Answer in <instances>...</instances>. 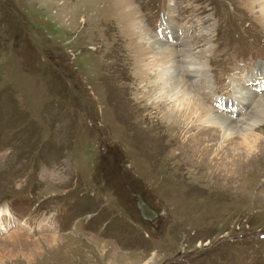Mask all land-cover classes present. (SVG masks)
Listing matches in <instances>:
<instances>
[{
	"label": "rangeland",
	"instance_id": "obj_1",
	"mask_svg": "<svg viewBox=\"0 0 264 264\" xmlns=\"http://www.w3.org/2000/svg\"><path fill=\"white\" fill-rule=\"evenodd\" d=\"M169 8L170 45L210 62L198 98L222 104L215 95L233 97L235 79L264 64V29L240 0H0V264H264V150L220 176L249 156L240 145L188 141L210 167L195 165L179 151L183 122L154 123L151 73L133 57L148 40L124 38L134 12L159 37Z\"/></svg>",
	"mask_w": 264,
	"mask_h": 264
},
{
	"label": "bare ground",
	"instance_id": "obj_2",
	"mask_svg": "<svg viewBox=\"0 0 264 264\" xmlns=\"http://www.w3.org/2000/svg\"><path fill=\"white\" fill-rule=\"evenodd\" d=\"M171 1L173 2V0ZM240 2L246 7V9L249 10L252 17L264 29V0H240ZM132 11L134 12V10ZM174 13L175 11L171 8L164 13L163 21H166L167 27L166 25H163V34L159 35V37H165V41L161 40L158 36L152 33L149 35H147L146 32L143 33V29L139 27V24L141 23L139 20L140 16H138L136 12L133 13V16L137 17V19L134 20L136 22L133 21L130 25H128L129 27H127V30L130 33H128L126 38H124V41H134L133 37L136 38L139 34L140 36L142 35V37L139 38L148 40L146 44H143L145 47L141 50H138L137 45L134 46L136 48H134L135 52H133V57L139 60L141 62L140 64H145L146 70L151 73V75H149L150 79L147 81V83L149 82L151 86L148 84L150 87L147 91L148 93H152L153 96L156 97V100L157 98L159 99L153 102L154 105L158 106L156 112L159 113L160 110L162 112H166H163L164 115L162 117L156 115V112H154V123L158 124L159 121L163 120L160 125L158 124L156 126H159L161 130L168 129L172 132L177 126L181 127L183 122V125H185L184 127H186L185 129L188 133L190 132V134L185 138L184 141L186 142H184L179 151L180 153H183L182 155L185 158H189V160L195 165L199 164L210 167L208 159V162L204 161L205 163L197 160V157L194 154L193 149H191L192 147L188 144V141H218L217 143L221 142V144L223 142L230 145H240L249 156H245L243 158L240 156L236 159V161L239 162H237V164L233 163L231 171L226 168H221L222 171L218 172L220 173V176L226 175L225 177L228 176L231 178L238 175L237 177H239L252 162V155L253 159H256L258 157L257 155L264 150V137H262V135H258L255 131L259 127H264V89L262 91L256 89L257 91H260L257 92L253 87H251L254 86L255 81L258 80L257 70L260 68V70H264V64L259 65L257 67L258 69H253L254 71L251 74L246 73V77L244 79H235L233 97H217V95L212 93L213 96L215 95L216 99H223L222 104L217 105L215 103L214 106L209 102H205L204 98L200 99L195 95V86L197 85L196 79L200 80L202 76L208 77L210 75V62L197 57L195 54H191L182 59L178 50L180 47L177 49L176 47L170 45L171 37L169 38V36L172 35L175 40V37H177L175 34L179 32V27L174 22V20L176 21ZM128 20L129 11L127 10L123 15V23L125 24ZM147 43L150 45V48H152V51L147 49ZM184 45L188 46L189 44L183 43L181 47ZM180 68H184L189 73H192V83L189 86L186 85L185 81L181 78ZM260 74L261 72H259V75ZM207 84L209 85V82H206V85ZM228 103L232 104L230 108L226 107ZM223 105L226 108L223 107ZM236 105L237 107H248L250 108V112H248L247 109L244 110V112L237 111L240 110V108H236ZM168 106L172 107L173 110H167ZM169 114L170 116L172 114L174 119L179 117V122L177 123V120H173V122L168 121L166 123L168 120L166 115L169 116ZM245 115L247 116L243 119V116ZM237 118H239V120H243L242 128L247 131L251 130L250 133L243 135L241 138L240 136L235 135L238 133V128L235 123ZM212 124H215V126L212 127ZM199 125H204V127H200ZM180 127L178 128L180 129ZM193 127H196L197 130L194 129V131ZM250 153H252L251 156ZM1 214L2 212L0 211V220L2 222L4 217L1 218Z\"/></svg>",
	"mask_w": 264,
	"mask_h": 264
},
{
	"label": "water",
	"instance_id": "obj_3",
	"mask_svg": "<svg viewBox=\"0 0 264 264\" xmlns=\"http://www.w3.org/2000/svg\"><path fill=\"white\" fill-rule=\"evenodd\" d=\"M136 197H137V204L140 208L142 216L146 219L155 220L159 216V213L155 212L151 208L150 204L145 201L142 194L137 193Z\"/></svg>",
	"mask_w": 264,
	"mask_h": 264
},
{
	"label": "flooded vegetation",
	"instance_id": "obj_4",
	"mask_svg": "<svg viewBox=\"0 0 264 264\" xmlns=\"http://www.w3.org/2000/svg\"><path fill=\"white\" fill-rule=\"evenodd\" d=\"M145 199H146V197H145ZM147 200V199H146ZM148 201V200H147ZM151 204V203H150ZM152 205V204H151ZM153 206V205H152Z\"/></svg>",
	"mask_w": 264,
	"mask_h": 264
}]
</instances>
